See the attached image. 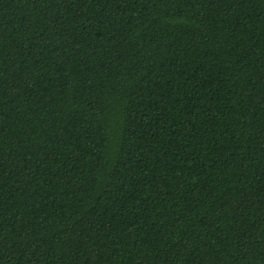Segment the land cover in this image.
<instances>
[{
    "label": "trees",
    "instance_id": "trees-1",
    "mask_svg": "<svg viewBox=\"0 0 264 264\" xmlns=\"http://www.w3.org/2000/svg\"><path fill=\"white\" fill-rule=\"evenodd\" d=\"M0 264H264V0H0Z\"/></svg>",
    "mask_w": 264,
    "mask_h": 264
}]
</instances>
